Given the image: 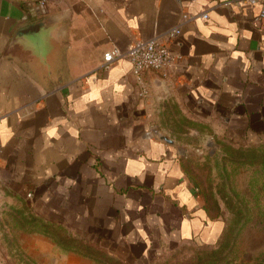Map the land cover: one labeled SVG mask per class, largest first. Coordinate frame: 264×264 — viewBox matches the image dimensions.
<instances>
[{
  "label": "crops",
  "instance_id": "crops-1",
  "mask_svg": "<svg viewBox=\"0 0 264 264\" xmlns=\"http://www.w3.org/2000/svg\"><path fill=\"white\" fill-rule=\"evenodd\" d=\"M29 6L46 13L24 21ZM258 13L246 0H0V264H100L89 245L148 264L216 244L226 220L173 138L201 123L221 153L264 152ZM40 19L44 60L14 41ZM151 39L176 57L168 77L137 81L124 57L104 69V53Z\"/></svg>",
  "mask_w": 264,
  "mask_h": 264
},
{
  "label": "rangeland",
  "instance_id": "rangeland-1",
  "mask_svg": "<svg viewBox=\"0 0 264 264\" xmlns=\"http://www.w3.org/2000/svg\"><path fill=\"white\" fill-rule=\"evenodd\" d=\"M164 124L171 133H182L187 126L177 121ZM205 131L198 123L196 135L173 140L190 147V169L198 193L214 214H223L229 234L221 248L218 243L188 242L148 264H264V169L253 166L264 158V152L221 153L220 140L204 137ZM92 249L89 256L100 264L118 261L98 247Z\"/></svg>",
  "mask_w": 264,
  "mask_h": 264
},
{
  "label": "built area",
  "instance_id": "built-area-1",
  "mask_svg": "<svg viewBox=\"0 0 264 264\" xmlns=\"http://www.w3.org/2000/svg\"><path fill=\"white\" fill-rule=\"evenodd\" d=\"M248 4L259 5L257 17L258 26L264 29V0H246ZM201 19L206 20L207 15L202 14ZM179 34V29L171 31V36ZM126 58L131 65V73L137 81H141L142 73L155 72L161 77H168L169 71L176 61L169 48L157 40H137L132 43L131 47L125 53H120L113 49L103 54V67L108 69L116 59Z\"/></svg>",
  "mask_w": 264,
  "mask_h": 264
},
{
  "label": "water",
  "instance_id": "water-1",
  "mask_svg": "<svg viewBox=\"0 0 264 264\" xmlns=\"http://www.w3.org/2000/svg\"><path fill=\"white\" fill-rule=\"evenodd\" d=\"M46 11L41 6L34 7L29 6L25 13V17L23 18L24 21H29L34 18H40L41 16L45 15ZM50 26L49 19H40L36 22H32L22 28H20L14 36L15 40H25L29 43L30 46L33 47V50L38 54V57L41 60L45 59L47 49V43L44 41V33L48 30ZM13 41V42H14ZM162 140L168 143H171L165 137H162Z\"/></svg>",
  "mask_w": 264,
  "mask_h": 264
},
{
  "label": "trees",
  "instance_id": "trees-1",
  "mask_svg": "<svg viewBox=\"0 0 264 264\" xmlns=\"http://www.w3.org/2000/svg\"><path fill=\"white\" fill-rule=\"evenodd\" d=\"M213 215H215V214H213ZM228 234H229V229L226 228V229L224 230V232H223V234H222L220 240L217 242V243H218V248H221V246H222L221 244L225 243V240H226ZM92 248H94V246H90V245H89V246L85 247V248L83 249V253L89 255L90 253H88V252H89V250H93ZM97 250L100 251V252H102L100 249H97ZM102 253H103V252H102ZM102 253H101V254H102ZM116 264H122V263H121L120 261H119V262L116 261Z\"/></svg>",
  "mask_w": 264,
  "mask_h": 264
}]
</instances>
